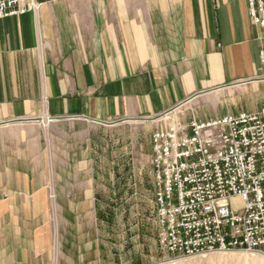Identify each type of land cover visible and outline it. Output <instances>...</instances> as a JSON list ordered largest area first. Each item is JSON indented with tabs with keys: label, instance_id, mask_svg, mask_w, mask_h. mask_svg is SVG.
<instances>
[{
	"label": "crops",
	"instance_id": "obj_1",
	"mask_svg": "<svg viewBox=\"0 0 264 264\" xmlns=\"http://www.w3.org/2000/svg\"><path fill=\"white\" fill-rule=\"evenodd\" d=\"M38 2L0 19V264H107L106 126L230 86L215 116L257 113L264 29L246 0Z\"/></svg>",
	"mask_w": 264,
	"mask_h": 264
},
{
	"label": "built area",
	"instance_id": "obj_2",
	"mask_svg": "<svg viewBox=\"0 0 264 264\" xmlns=\"http://www.w3.org/2000/svg\"><path fill=\"white\" fill-rule=\"evenodd\" d=\"M246 4L252 25L264 29V0ZM38 6V0H0V19ZM259 61L264 72V45ZM180 106L159 115L151 135L160 251L172 258L232 251L264 256V107L202 120L184 117Z\"/></svg>",
	"mask_w": 264,
	"mask_h": 264
},
{
	"label": "rangeland",
	"instance_id": "obj_3",
	"mask_svg": "<svg viewBox=\"0 0 264 264\" xmlns=\"http://www.w3.org/2000/svg\"><path fill=\"white\" fill-rule=\"evenodd\" d=\"M230 86L192 99L180 106L184 117L214 118ZM215 101L209 103V100ZM221 101V103H220ZM216 102V103H215ZM158 116L136 121L113 122L106 126V200L100 202V221L105 225L107 264H264L259 253L209 252L192 257H169L157 245L151 183V135ZM101 140V139H100ZM100 160H103L100 155ZM234 208L241 209L238 200ZM98 219V218H97Z\"/></svg>",
	"mask_w": 264,
	"mask_h": 264
}]
</instances>
